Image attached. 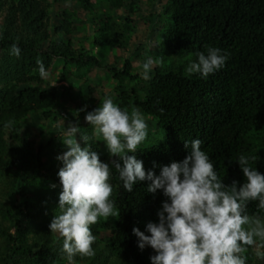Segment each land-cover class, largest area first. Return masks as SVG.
<instances>
[{"label": "trees", "instance_id": "trees-1", "mask_svg": "<svg viewBox=\"0 0 264 264\" xmlns=\"http://www.w3.org/2000/svg\"><path fill=\"white\" fill-rule=\"evenodd\" d=\"M75 1L85 11L83 23L94 25L100 20L96 35L87 36L89 46L82 50L74 49L70 36L55 38L69 33L77 20L74 11H63L62 22L56 24L51 22V0H0L4 11L0 22V264H68L62 238L49 228L60 213L62 191L58 172L63 162L55 151L63 155L68 150L63 143L66 137L61 134L37 142L24 132L25 119L37 114L50 127L67 112L70 123L80 128L77 138L88 135L91 150L102 162L117 159L110 157L105 142L93 134L85 119L99 106V94L86 83L83 92L73 91L79 80L86 81L90 66L106 70L116 82L114 103L129 111L138 109L155 129L163 130L160 140L142 143L135 153L146 172L159 175L163 166L182 161L190 154L192 140L200 139L225 185L245 182L236 161L240 155L248 156L264 174V0ZM127 1L129 13L138 11L141 1L150 8L139 17L148 37L159 30L160 54L148 80L135 72L130 57L121 55L135 21L129 13L123 18L117 13ZM13 43L21 49L19 57L10 55ZM97 45L120 54L113 55V62L102 63L92 52ZM209 47L228 54L225 66L207 78L186 75L187 65L198 60L197 53L207 54ZM38 59L45 70L60 65L56 79L67 85L53 86L42 79ZM10 120L12 126L5 127ZM80 145L86 146L83 140ZM110 167L116 215L91 226L95 256H76V264H151L150 257L156 253L150 246L138 247L133 228L150 235L146 225L159 223L157 213L167 197L162 190L149 193V181L137 182L128 192L114 166ZM257 205L258 201L249 202L247 213L264 217ZM247 256V264H264L251 248Z\"/></svg>", "mask_w": 264, "mask_h": 264}, {"label": "clouds", "instance_id": "clouds-1", "mask_svg": "<svg viewBox=\"0 0 264 264\" xmlns=\"http://www.w3.org/2000/svg\"><path fill=\"white\" fill-rule=\"evenodd\" d=\"M20 52L13 43L10 55L19 57ZM197 56V61L187 65L186 75L207 78L223 68L228 59V54L216 47ZM156 63L152 56L147 57L142 65L144 80L150 79L149 73ZM37 64L40 77L47 79L49 73L43 62L38 59ZM85 119L93 127V134L102 137L110 157L117 159L102 162L98 153L91 150L86 134H81L86 145L82 148L75 138L80 128L69 124L63 140L68 150L57 157L63 162L58 172L62 185L60 213L49 225L50 232L63 240L62 251L68 264H76V256H95L96 236L91 226L100 218L116 215L110 165L128 192L133 191L137 182L149 181V193L162 190L167 197L157 213L159 223L146 225L150 235L133 228L138 247L143 250L150 246L156 253L150 257L151 264H247L250 248L258 259L264 260V217L247 213L251 201H258V210L264 212V174L252 166L248 156L240 155L236 160L245 182L233 181L227 186L202 150V141L193 139L189 155L163 166L156 175L152 170L146 172L143 161L135 155L148 134V124L138 109L129 111L106 98ZM12 123L8 121L5 127L10 128ZM185 147L189 145L185 143Z\"/></svg>", "mask_w": 264, "mask_h": 264}, {"label": "rangeland", "instance_id": "rangeland-1", "mask_svg": "<svg viewBox=\"0 0 264 264\" xmlns=\"http://www.w3.org/2000/svg\"><path fill=\"white\" fill-rule=\"evenodd\" d=\"M53 2L51 7V22L52 23H61L62 22V15L63 11H74V17L77 19L69 29V33H65L64 35L57 34L55 38H59V36H63L64 38L70 36L73 44L74 49L78 50L82 47L89 46V39L87 36L93 37L96 35V26L97 23L100 22L99 19L95 20L94 25L91 23H83L86 21L85 11L76 4L75 0H51ZM140 9L135 12L129 13V6L130 2H126L124 8L118 9L117 13L120 15V18H123L125 14L129 13L133 17H135V21L133 22L134 27L130 32L129 39L127 42L126 47L121 51V55L123 58L130 57L131 63L134 66L135 72L143 76V69L142 65L146 61L148 56H152L153 59L158 57L160 54L159 48V41L156 38V34H159V30L155 32V36H147L145 23L139 18L141 16H145L149 11V7L145 5L142 1L140 2ZM161 5V4H160ZM160 5L158 7H160ZM154 10V8H152ZM151 9V10H152ZM4 15V11H0V22ZM103 16V13L100 14ZM83 23V24H82ZM163 23V19L159 20L158 27L160 28ZM158 28V29H159ZM93 35V36H92ZM92 52L96 53L102 59L103 62H113V55L120 54V51L117 49H113L112 51L109 50L105 45L94 46L92 48ZM122 65V61H119L118 66ZM70 69H73V66H69ZM60 65L55 67L48 68L46 71L49 73L48 78L46 79L52 85H67L65 81L57 80L60 73ZM108 72L103 70L100 67L90 66V68L86 72V81L84 79L79 80V84L74 87L73 89L75 92H83L84 83L86 85L90 84L95 91L93 93L99 94L98 101L99 106L102 104L103 100L106 98H111L112 100L114 97L112 95L115 94L116 89L115 85L116 82L109 78ZM85 81V82H83ZM80 84L82 86H80ZM89 87V86H88ZM87 90V87L85 88ZM104 93V94H103ZM97 95L95 97H97ZM105 95V96H103ZM65 107L70 110L69 104L65 103ZM69 114L67 112H62L60 117L57 118L55 121L52 122L51 126H47L46 120L42 117L36 115H32L24 120L22 123V127L24 132H27L32 138H34L37 142L46 143L50 137L58 136V135H65V131L68 128L70 121L68 120ZM144 116V115H143ZM145 120L148 124V134L147 139L143 142V145H149L151 143H155L160 140L163 136V130L160 128L155 129L154 125L151 123L150 119L146 116ZM77 141L81 143V139L76 137ZM100 138V137H99ZM102 138V137H101ZM103 141V140H102ZM104 144V141L103 143ZM56 154L61 155L57 150L55 151ZM60 162V161H57Z\"/></svg>", "mask_w": 264, "mask_h": 264}]
</instances>
